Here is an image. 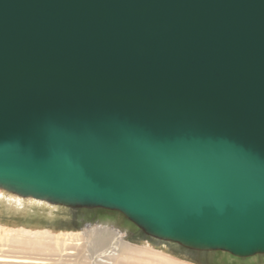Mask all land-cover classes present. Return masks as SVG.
Wrapping results in <instances>:
<instances>
[{"label":"water","instance_id":"water-1","mask_svg":"<svg viewBox=\"0 0 264 264\" xmlns=\"http://www.w3.org/2000/svg\"><path fill=\"white\" fill-rule=\"evenodd\" d=\"M0 188L263 254L264 0H0Z\"/></svg>","mask_w":264,"mask_h":264},{"label":"bare ground","instance_id":"bare-ground-1","mask_svg":"<svg viewBox=\"0 0 264 264\" xmlns=\"http://www.w3.org/2000/svg\"><path fill=\"white\" fill-rule=\"evenodd\" d=\"M4 203L22 215L30 207L50 215L57 207L0 188V204ZM126 234L109 224H86L78 232H67L0 223V264H196L150 244H132Z\"/></svg>","mask_w":264,"mask_h":264},{"label":"rangeland","instance_id":"rangeland-1","mask_svg":"<svg viewBox=\"0 0 264 264\" xmlns=\"http://www.w3.org/2000/svg\"><path fill=\"white\" fill-rule=\"evenodd\" d=\"M5 204V203H4ZM0 204V223L8 226L43 227L55 231L78 232L86 224H109L127 232L126 240L135 245L150 244L154 249L196 264H264V253L248 257H236L223 251H200L179 244L160 241L145 235L121 213L103 208H66L57 206L52 217L46 210L30 207L27 214H17L5 204Z\"/></svg>","mask_w":264,"mask_h":264}]
</instances>
